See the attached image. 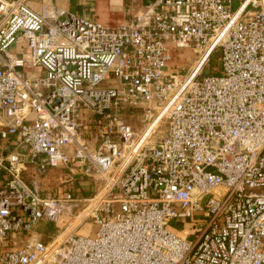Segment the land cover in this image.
<instances>
[{"label":"built area","instance_id":"1","mask_svg":"<svg viewBox=\"0 0 264 264\" xmlns=\"http://www.w3.org/2000/svg\"><path fill=\"white\" fill-rule=\"evenodd\" d=\"M172 47L195 52L183 74ZM124 108H141L138 130ZM0 138V264H264V0H157L115 26L0 0ZM27 148L98 190L44 194ZM80 201L59 240L16 244ZM173 221L203 226L187 241Z\"/></svg>","mask_w":264,"mask_h":264},{"label":"rangeland","instance_id":"2","mask_svg":"<svg viewBox=\"0 0 264 264\" xmlns=\"http://www.w3.org/2000/svg\"><path fill=\"white\" fill-rule=\"evenodd\" d=\"M237 5V1L234 2V7ZM174 45V44H173ZM14 46L11 47L13 49ZM220 55V52H216L211 60V67L214 68V66H217L219 69L220 61L218 60V57ZM171 56L172 59L169 63V66L172 68L177 69V71L180 74H183L187 71V68H189V65H191L192 61L195 58V52L191 47H172L171 50ZM217 67L215 69H217ZM204 72V69H203ZM109 82H104L102 85L107 86ZM121 118L129 123L134 130H138L141 125V118H142V110L141 108H124L120 113ZM90 118L96 119L97 116H91ZM165 130L164 124H161L157 131L155 136L153 137V140H156L159 138V136L162 135V133ZM4 146H8L9 144L6 142L3 143ZM25 154V161L28 162L30 159V149L27 148L24 150ZM33 168L35 172L32 170H29V168ZM67 173L64 171L63 167H48L44 169L43 171L39 172L32 164L27 165V170L23 172V178L28 184H32V180L34 178L36 179L35 184L38 186V188L44 193H50L54 190L61 191L63 189V185L68 184L69 182L64 181L63 174ZM80 175V174H75ZM84 178L89 179L91 185L94 184L96 189L93 191L90 196H92L97 190L98 186L101 184V178L99 176H96L94 173L93 175H83ZM61 187V188H60ZM86 201H80L77 202V205L72 207L70 212H65L61 214L57 218V222L54 221H45L41 220L39 221L32 229L28 231H22L19 234L16 235L15 241L16 244H20L25 241H29L32 239L40 240V241H50L52 238H55L60 232H62L65 228V226L73 220L75 215L83 209V207L86 206ZM201 216V215H200ZM200 218V217H197ZM178 222V221H176ZM203 224L198 223H189L187 221H180L179 223H170L169 229L174 232H182L181 237L185 240H194L196 233L202 228ZM97 226L94 223V220L92 218L87 219L85 222L81 223L77 229V233L80 235H92Z\"/></svg>","mask_w":264,"mask_h":264},{"label":"crops","instance_id":"3","mask_svg":"<svg viewBox=\"0 0 264 264\" xmlns=\"http://www.w3.org/2000/svg\"><path fill=\"white\" fill-rule=\"evenodd\" d=\"M26 3L36 11H40L43 7H62L68 12L87 19L95 20L96 22L106 25L115 26L122 22L132 20V18L146 10L148 6L153 4L157 0H25ZM9 139L3 140L0 138V150L4 147V142L8 143ZM42 156H40V159ZM32 164L39 172L44 169H40L36 162H26L27 165ZM48 168V167H46ZM45 168V169H46ZM33 170V168H29ZM65 172L64 181H68L72 175L71 172L64 169ZM75 181L69 182L63 185L61 191L54 190L51 192L52 195H60L64 189L70 188L74 196L77 198H87L90 194L95 191L96 187L94 184L91 185L89 179L84 178L82 174L75 175ZM35 179V178H34ZM36 180V179H35ZM61 188V187H60ZM172 223V222H171ZM173 223H179L174 222ZM181 236L182 232H176Z\"/></svg>","mask_w":264,"mask_h":264},{"label":"bare ground","instance_id":"4","mask_svg":"<svg viewBox=\"0 0 264 264\" xmlns=\"http://www.w3.org/2000/svg\"><path fill=\"white\" fill-rule=\"evenodd\" d=\"M85 213L84 211L82 213H79V215H76L73 220L68 222L67 227L57 236L56 240H59L61 236L67 234L68 232L72 231L81 221V219L84 217Z\"/></svg>","mask_w":264,"mask_h":264},{"label":"trees","instance_id":"5","mask_svg":"<svg viewBox=\"0 0 264 264\" xmlns=\"http://www.w3.org/2000/svg\"><path fill=\"white\" fill-rule=\"evenodd\" d=\"M216 52H218V50H216V51L213 52L212 56L210 57V59H209V61H208V64H207V66H206V68H205L206 73H209V74H216V73L218 72V67H217V66H214V68L211 67V60H212L213 55H214ZM216 67H217V69H215Z\"/></svg>","mask_w":264,"mask_h":264}]
</instances>
